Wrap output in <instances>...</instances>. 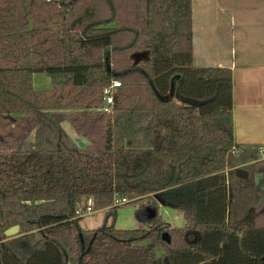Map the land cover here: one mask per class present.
Here are the masks:
<instances>
[{
    "label": "trees",
    "instance_id": "1",
    "mask_svg": "<svg viewBox=\"0 0 264 264\" xmlns=\"http://www.w3.org/2000/svg\"><path fill=\"white\" fill-rule=\"evenodd\" d=\"M192 49L191 0H0V264H264V158L234 141L227 72L193 67ZM40 72L50 90L32 86ZM219 173L228 206L207 219ZM115 197L143 228L116 227ZM88 198L105 210L94 229L75 215Z\"/></svg>",
    "mask_w": 264,
    "mask_h": 264
},
{
    "label": "crops",
    "instance_id": "2",
    "mask_svg": "<svg viewBox=\"0 0 264 264\" xmlns=\"http://www.w3.org/2000/svg\"><path fill=\"white\" fill-rule=\"evenodd\" d=\"M191 31V65L218 68L230 78L235 143L264 148V0H191ZM133 55L139 62L148 50ZM32 86L50 90V75L33 74Z\"/></svg>",
    "mask_w": 264,
    "mask_h": 264
},
{
    "label": "rangeland",
    "instance_id": "3",
    "mask_svg": "<svg viewBox=\"0 0 264 264\" xmlns=\"http://www.w3.org/2000/svg\"><path fill=\"white\" fill-rule=\"evenodd\" d=\"M133 57L136 58L134 55ZM36 77H39V79L45 77L47 80L48 74L46 72H40L36 73ZM40 85H44V83L41 82ZM62 126L68 137H70L79 147H84L85 143H88V139L78 132H75L69 121H63ZM237 168H239V166H237ZM220 174L224 173H219L206 182L208 185H212V190L204 200L199 201L201 217L214 220L219 219V216H221V214L227 209V189L225 187L226 185L222 184L221 180H218ZM149 199L154 200L158 204L159 216L162 217L163 220L169 221L171 226L181 227L185 224L186 220H184L183 213L178 207L171 203L162 202L157 195H152ZM238 202L240 203L241 201ZM138 207V204H133L131 202L120 205L115 217L116 227L122 229L143 228L144 225L137 219L135 213ZM104 213L105 211L101 209H93L92 212L82 216L80 219L81 225L85 229H94L95 227L100 226L103 223Z\"/></svg>",
    "mask_w": 264,
    "mask_h": 264
},
{
    "label": "built area",
    "instance_id": "4",
    "mask_svg": "<svg viewBox=\"0 0 264 264\" xmlns=\"http://www.w3.org/2000/svg\"><path fill=\"white\" fill-rule=\"evenodd\" d=\"M120 86H121V82L117 80L116 78H112L109 82V85L105 86L102 89L101 97H102L103 105L98 108L99 110L109 112V110L111 109L114 103L113 101L114 93ZM258 149H259L260 156L264 158V148L259 147ZM127 202L128 200L125 197H115L112 204L116 206H120ZM76 205L77 206L75 209V215L77 217L83 216L89 212H92L94 209L91 199H88V201L86 202H83V201L78 202Z\"/></svg>",
    "mask_w": 264,
    "mask_h": 264
},
{
    "label": "water",
    "instance_id": "5",
    "mask_svg": "<svg viewBox=\"0 0 264 264\" xmlns=\"http://www.w3.org/2000/svg\"><path fill=\"white\" fill-rule=\"evenodd\" d=\"M236 174H237V176H239L242 179H246L247 176H248V172L246 170H244V169H241V168H237L236 169ZM19 231H20V226L18 224H16V225L11 226L7 230H5V235L7 237L15 236V235H17L19 233ZM162 237L166 241H168V242L170 241V237H168V235L166 233H164L162 235Z\"/></svg>",
    "mask_w": 264,
    "mask_h": 264
}]
</instances>
